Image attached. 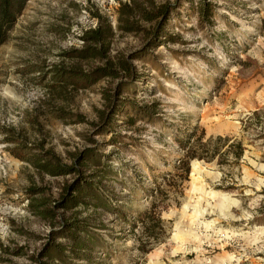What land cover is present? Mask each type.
Segmentation results:
<instances>
[{"label": "rangeland", "instance_id": "rangeland-1", "mask_svg": "<svg viewBox=\"0 0 264 264\" xmlns=\"http://www.w3.org/2000/svg\"><path fill=\"white\" fill-rule=\"evenodd\" d=\"M199 2L27 0L0 44V264H87L67 222L99 264H264V0ZM192 132L229 140L182 177Z\"/></svg>", "mask_w": 264, "mask_h": 264}, {"label": "trees", "instance_id": "trees-1", "mask_svg": "<svg viewBox=\"0 0 264 264\" xmlns=\"http://www.w3.org/2000/svg\"><path fill=\"white\" fill-rule=\"evenodd\" d=\"M27 0H0V44L5 41L8 35V31L11 29V27L14 25V23L17 20V17L21 13L22 9L24 8ZM168 6L164 7L163 9L166 10ZM199 9L201 12V15L205 13V17H208V7L204 0H200L199 2ZM148 17V16H147ZM86 33L89 34V38H86V36H83L84 39H88L91 41L92 45L86 44L80 49H78L79 56L82 57H89V56H96L99 53V45L103 42V37L101 36V28L100 24L97 25L95 28H91L86 30ZM98 47V48H97ZM123 68L126 67V64H122ZM112 69L110 66L102 65L98 66L95 70V72L98 73L99 76L101 75H107L112 73ZM135 109V108H134ZM144 113H148L147 108L144 109ZM134 117L132 115H129L127 117V121L129 123L133 122ZM190 135H193L194 138L190 140ZM195 132H192L188 134V136L183 139L179 140V144L181 148L183 149L182 156L179 157V162L177 166L178 168H181L183 171L182 177H187L188 171H189V160L193 157L205 159V160H212L216 154H220L221 150V141L227 142L229 140L228 135H209L207 138L203 140V134L196 135ZM192 136V137H193ZM230 147H235L234 157L235 159H238L244 149V146L242 145V142L240 139H233L229 143ZM229 148H226L225 150H229ZM224 152V151H223ZM38 166L46 169L47 171L51 173H62L66 170L65 164H56L53 163L50 160H45L39 162ZM79 192L81 193H88V191H91L90 185L82 184L78 186ZM77 195H69L65 196V204L75 205L76 203H79L83 200L76 199ZM99 201H101V198L96 195L95 196ZM83 199V198H80ZM102 203V202H101ZM154 207V206H153ZM153 212L157 213L156 209L153 208ZM86 223V222H85ZM68 227H76L77 229H82L85 231L84 235L78 234L76 235L74 232L71 233L70 230L66 231L68 239L71 241V245L68 250L70 251L71 255H74L75 257L79 259H84L87 261V264H99L100 262H95L93 259V252L96 249H99L100 242L97 240V237L95 233L91 230H89L88 227L81 224H76L74 222H67ZM140 248L146 249L145 245L142 243H139ZM56 252L59 251L57 248L55 249ZM62 253V252H60ZM60 257V256H59Z\"/></svg>", "mask_w": 264, "mask_h": 264}, {"label": "bare ground", "instance_id": "bare-ground-1", "mask_svg": "<svg viewBox=\"0 0 264 264\" xmlns=\"http://www.w3.org/2000/svg\"><path fill=\"white\" fill-rule=\"evenodd\" d=\"M194 173H195V169H194V172H192V175L194 176ZM225 197V196H224ZM229 198L227 197V200H228ZM225 202H226V199L225 200H222L221 201V204H225Z\"/></svg>", "mask_w": 264, "mask_h": 264}]
</instances>
